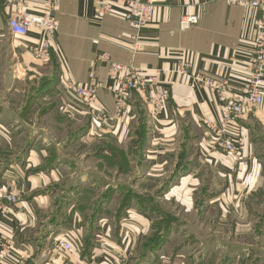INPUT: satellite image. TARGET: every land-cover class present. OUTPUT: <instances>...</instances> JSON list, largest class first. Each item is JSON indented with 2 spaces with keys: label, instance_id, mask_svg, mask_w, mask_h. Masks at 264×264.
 I'll list each match as a JSON object with an SVG mask.
<instances>
[{
  "label": "crops",
  "instance_id": "1",
  "mask_svg": "<svg viewBox=\"0 0 264 264\" xmlns=\"http://www.w3.org/2000/svg\"><path fill=\"white\" fill-rule=\"evenodd\" d=\"M8 1L21 0H0V71H5L4 63L7 64L4 55L16 61L15 75L7 81L5 76H0L2 87H6V93L2 90L0 95V193L17 195L19 204L0 215V250L12 245L10 254L0 264H42V253H49V258L57 264H92L95 248L111 252L119 264H131V259L135 260L141 250L140 240L156 229L155 223L162 219L161 215L152 216L150 202L127 212L129 225L123 227L129 229L128 242L122 240V231L115 235L113 230L111 236L112 228L107 223L109 210L99 208L102 223L99 222L100 228L94 235V246L88 250L84 248L85 242H79L92 231L84 222L80 230H75L79 237L74 239L76 252L65 258L54 251L58 237L55 234L63 218L60 215H83L76 208L77 201L87 196L91 201L99 198L108 183H120L121 176H130L128 180L134 183L152 181L156 174L163 173L173 152L186 150L185 116L199 131V138L192 144L199 155L163 194L166 201L179 205L178 213H174L177 220L166 228L169 238L177 240L183 237L184 231L195 230L197 226L200 230L224 226L232 231L253 227L252 223L230 228L229 215L243 214L240 206H244V201L256 192L262 181L258 153L264 141L254 142L253 126L262 123L260 130L264 135V102L227 125L221 139L231 140L241 131L245 139L242 151L230 155L209 144L202 126L204 119L220 125V108L206 88L172 84L167 108L156 119L149 117L145 103L133 94L127 104L128 112L120 120L113 119L115 106L110 92L106 88L98 89L97 104L108 116L105 125L98 126L90 122L85 108L73 96L63 94L60 84L68 81L85 86L92 72L96 82L107 85L108 68L96 61L100 54L125 66L160 69L172 68L175 64L174 58L164 55L163 50L185 48L192 53L194 71L223 78L232 90L241 92L247 81L236 64L250 59L254 11L230 6L222 0H152L156 11L152 22L141 33L143 51L134 53L130 47L132 30L118 11L95 19L96 6L92 0H60L52 13L57 21L56 34L48 59L40 63L33 58L29 47L40 42L42 33L32 30L24 37H14L7 29L11 10ZM23 1L33 10L44 6L43 0ZM186 12L197 15L198 24L180 31L179 20ZM54 65L53 91L50 88L42 96L24 98L19 106L12 104L9 94L12 85L31 78L37 90L41 85L36 76L52 75ZM20 69L23 73L19 77ZM25 102L32 103L26 113ZM33 109L38 110V117L32 115ZM78 143L86 145L91 156L84 164H81L83 155L75 158L69 153ZM139 158L149 165L142 166ZM84 182L90 185L84 186ZM99 189L103 190L98 192ZM144 198L156 196L146 194ZM57 199H62L61 204L63 200L69 201L67 205H57ZM199 200H202V211L198 210ZM80 220L76 218L77 222ZM194 238L182 242H194ZM232 241L235 242L233 238ZM188 249L189 244L185 243L160 261H153L152 257L149 264H190L193 260L184 255Z\"/></svg>",
  "mask_w": 264,
  "mask_h": 264
},
{
  "label": "built area",
  "instance_id": "2",
  "mask_svg": "<svg viewBox=\"0 0 264 264\" xmlns=\"http://www.w3.org/2000/svg\"><path fill=\"white\" fill-rule=\"evenodd\" d=\"M42 9L33 10L21 0L16 3L8 1L11 5L7 29L14 37H24L32 30H39L42 39L37 45L29 47L33 58L40 63L46 61L49 55L52 40L56 34L57 21L52 13L60 5V0H43ZM83 2L85 0H76ZM96 6L95 19L118 11L128 23L132 34L130 47L132 52L143 51V38L141 33L152 22L156 11V5L152 0H92ZM216 1V0H210ZM230 6H241L255 12L254 42L250 53V59L243 64H236L246 78V87L243 91L232 90L229 83L212 74L199 73L192 69V53L182 48L163 50L166 56L175 60L172 68H140L125 66L112 62L106 54H100L96 61L107 66V85L96 82L92 72L88 75V83L78 86L72 82L60 84L63 94L73 98L85 108L90 122L98 126L105 125L108 121L106 112L97 104L96 91L106 88L112 97L115 106L113 119L124 118L127 104L133 94L137 95L146 105L150 118L156 119L167 108L170 94V86L176 82L186 83L210 90L215 102L220 108V125H216L209 119L203 120V126L207 131L208 142L211 146L220 149L225 154H238L245 145L242 131L235 134L233 139H221L227 132L226 127L233 120L242 119L245 114L256 109L264 102V0H222ZM198 24V16L192 13H184L180 17L178 29L187 31ZM66 97V96H65ZM63 98V97H62ZM64 102V101H63ZM65 104V102H64ZM19 204L17 195L12 193H0V215L12 210ZM124 228V227H123ZM128 232L122 230V240L128 242ZM74 238L69 234L57 237L54 251L56 254L67 257L76 252ZM12 250V245L3 246L0 250V262H4ZM49 253H42V264H57L49 258ZM118 258L111 252L100 248L93 252L92 264H119ZM63 264H67L64 262Z\"/></svg>",
  "mask_w": 264,
  "mask_h": 264
},
{
  "label": "rangeland",
  "instance_id": "3",
  "mask_svg": "<svg viewBox=\"0 0 264 264\" xmlns=\"http://www.w3.org/2000/svg\"><path fill=\"white\" fill-rule=\"evenodd\" d=\"M3 59L7 64L4 63L5 71H0V76H5L7 81L9 78L15 75L14 65L16 64V61L15 59L13 60L11 57L9 58V56L7 57L5 55ZM51 68L54 70L52 75H44L42 77L36 76L37 79H39V84L41 85L37 90L34 85V79L31 78L21 80L19 83L17 82L16 84L12 85L9 92L12 98V104L19 106V102H23L24 98H29L31 100L32 96H42L46 94L50 88L53 91L56 81L55 65L51 66ZM20 72L21 73L19 74V77L22 76L21 74L23 73L21 69ZM2 90H4L6 93V87H2V81L0 80V95L3 94ZM4 96H6V94ZM31 105L32 103L25 102V113ZM32 113H34L32 115L35 117L39 116L37 109H33ZM183 124L184 128L188 130L186 131L185 136L183 135L184 145L186 146L187 151L182 150L178 152L179 150H177L173 152L174 156L168 160V165H166L163 173L156 174L155 178H152V181H136L132 183L128 180L130 176H121V179L123 180L120 183H115V181L110 182L109 180L110 183H108L109 185L105 189V193H103L99 198L91 201L90 196H87L84 199H79L77 201L76 208L80 213H83V215H78V217L81 219L79 222L76 221V218L78 217L75 216V214L60 215V217L63 218H61L62 220L59 225L58 223L56 224L59 226V229L55 235L60 237L64 234H69L74 239H78L79 237L77 231L75 230H80L82 228V224L85 222L86 226L92 229L91 234H89L90 238H92L89 239L88 236L85 235L80 239L79 242H90V246H94V235L100 228L99 222L102 221L101 216H98V214L103 207H106V210H109L107 223L112 228L111 236H113V230H115V235H119L120 231H126L128 229L127 227L123 228V225H129V222L126 221V219L128 220L127 212L130 211V209L136 206H145V203L147 204L150 202L152 205V216L155 217V215H161L162 219L161 221H157L155 223L154 227L156 229L150 231L140 240V242H142L141 250L135 260L131 259V264H149L152 257L154 258L153 261H160L167 255H173L176 250H178L185 243L189 244V249L186 250L184 255L188 256L190 260H193L190 264H264V147H262L258 153L259 161L262 166V181L259 188L256 189V192L247 197L246 201H244V206L243 204L240 206V209L243 210V214L235 216L231 213L229 215V218L232 219L230 228L231 225L234 227H239L241 224L250 225L252 223L254 224L253 227L248 226L245 230L232 231L231 229H226L228 227L224 226H217L218 229L216 230H213V228H216L215 225L210 230H206L205 227L200 230L198 228L199 226H197L195 230L189 229V232L184 231L183 237H179L177 240H171L169 238L170 234L169 232H166V228L169 225H173L172 223L174 220H177L174 217V213H176L179 209V205L174 201H166L163 197V194L167 191V189L172 187V185H175V181L177 180L175 177L186 171L189 168V164L194 163L199 155V150H195L192 145L193 142H196V139L199 138L198 129L194 127L188 116L184 117ZM261 124L262 123L258 122L253 126L255 127L254 130L256 132L254 142L255 140L256 142L264 141V135L261 133L263 131L260 130L261 127H263V124ZM204 130L207 133L205 128ZM17 142L19 143V140ZM69 153L71 154V157L75 158H79L81 155H83L81 164H84V160H87L91 157L88 156L89 152L86 148V145L81 143L75 144L72 152ZM188 156L190 157L187 158ZM139 163L145 167L149 165L147 162L141 161V158H139ZM109 176H112V174ZM173 178H175V181H170ZM96 184L94 187L97 186ZM83 185L88 186L90 184L84 182ZM102 190L103 189H99L98 192ZM98 192L97 196L100 194ZM146 194H153L156 196V198L146 199L144 198ZM68 201L69 199L63 200V203L61 204L62 199L55 200L57 205H67ZM141 201L144 202L139 205L136 204L140 203ZM199 202L200 206L198 207V210L202 211V200H199ZM238 208L239 206L236 208L237 212L240 210ZM179 216L181 215L178 214V217ZM56 217L58 218V216ZM55 220L56 218L54 221ZM191 237H195L194 242H182L184 240H189ZM232 238L235 240V242L232 241ZM195 250H198L197 255H195ZM41 255L42 254H40V256Z\"/></svg>",
  "mask_w": 264,
  "mask_h": 264
},
{
  "label": "trees",
  "instance_id": "4",
  "mask_svg": "<svg viewBox=\"0 0 264 264\" xmlns=\"http://www.w3.org/2000/svg\"><path fill=\"white\" fill-rule=\"evenodd\" d=\"M177 177H178V176H177ZM175 178H176V177H175ZM175 178L171 179L170 181H172V182L175 181ZM170 181H169V182H170ZM172 182H170V183H172ZM164 188H168V187H164ZM126 209H127V208H126ZM126 209H125V210H126ZM88 238L90 239L89 236H88ZM84 245H85L84 248H86V249H88V250H89V248H91V246H90V242H85Z\"/></svg>",
  "mask_w": 264,
  "mask_h": 264
}]
</instances>
